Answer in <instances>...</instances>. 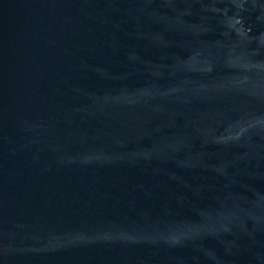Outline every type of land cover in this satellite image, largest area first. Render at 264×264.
Returning <instances> with one entry per match:
<instances>
[{"label": "water", "instance_id": "obj_1", "mask_svg": "<svg viewBox=\"0 0 264 264\" xmlns=\"http://www.w3.org/2000/svg\"><path fill=\"white\" fill-rule=\"evenodd\" d=\"M0 264H264V0H0Z\"/></svg>", "mask_w": 264, "mask_h": 264}]
</instances>
